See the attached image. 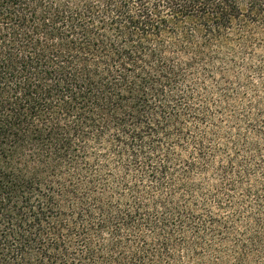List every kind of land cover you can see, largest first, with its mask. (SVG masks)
Segmentation results:
<instances>
[{
	"label": "trees",
	"instance_id": "16d2710c",
	"mask_svg": "<svg viewBox=\"0 0 264 264\" xmlns=\"http://www.w3.org/2000/svg\"><path fill=\"white\" fill-rule=\"evenodd\" d=\"M0 264H264V0H0Z\"/></svg>",
	"mask_w": 264,
	"mask_h": 264
}]
</instances>
